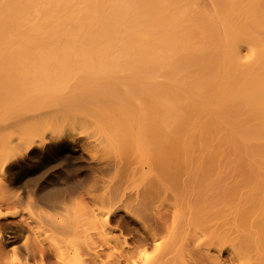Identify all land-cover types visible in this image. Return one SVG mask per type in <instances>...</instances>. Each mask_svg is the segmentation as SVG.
I'll use <instances>...</instances> for the list:
<instances>
[{
  "label": "bare ground",
  "instance_id": "1",
  "mask_svg": "<svg viewBox=\"0 0 264 264\" xmlns=\"http://www.w3.org/2000/svg\"><path fill=\"white\" fill-rule=\"evenodd\" d=\"M244 1L0 0V139L10 135L4 131L31 126L16 137V146H10L15 136L8 146L0 145V151L6 150L0 159V264L61 258L36 240L45 230L42 225L57 226L59 219L31 226L2 214L40 203L65 210L57 211L59 217H73L68 230L54 228L77 238L67 246L97 238L88 248L90 259L114 252L117 264H136L151 245L160 247L156 235L167 232V214L174 213L167 208L134 218L139 226L131 237L110 231L113 217L130 199L120 183L134 155L129 141L148 154L142 162L156 176L144 187L143 206L175 194L187 206L175 207L180 214L174 216L205 225L240 191L249 209L241 204L230 219L232 234H238L231 238L228 255L232 260L239 250L250 254L256 249L264 264V69L259 62L254 68L243 62L236 51L238 37L248 33ZM159 77L168 81L158 83ZM70 107L93 118L84 117L86 123L92 119L106 129L111 144L120 148L114 146V157L104 153L108 141L90 145L78 138L81 132L55 130L54 119L60 113L62 119ZM170 127L172 132L166 130ZM72 165L79 169V180L57 185ZM242 189L248 192L241 194ZM74 200L77 210L71 214L67 209ZM217 226L181 263L232 264L221 250L212 254L209 248L227 240L222 224ZM108 230L112 235H106Z\"/></svg>",
  "mask_w": 264,
  "mask_h": 264
},
{
  "label": "rangeland",
  "instance_id": "2",
  "mask_svg": "<svg viewBox=\"0 0 264 264\" xmlns=\"http://www.w3.org/2000/svg\"><path fill=\"white\" fill-rule=\"evenodd\" d=\"M243 5L246 6L244 8L246 9V12H248V19L246 21L248 33H247V35H242V36L238 37L236 51L238 53V56L241 58V60L243 62H245V61L250 62L251 66L253 68L256 67L257 63L259 62L264 69V0H249V1L245 0ZM161 78L163 80H165L166 82L168 81L166 78L159 77V78H157L158 83L159 82L162 83L161 81H163V80ZM70 110H72L73 112L77 111L78 113H76V112L71 113ZM79 111L80 110H77L74 107H70L66 111L63 110L64 114L67 112L65 114L66 116L69 114L68 115L69 120H67V117L64 114H62L64 116H62L63 118L61 119V113H60L59 119L58 120L54 119V122L56 121L55 130L57 129V131H59V130H62L64 127V131H68V132L70 131L71 132L70 134L74 133L73 135H75V136H78L77 134H79L81 132L79 134L78 138L82 139V141H84V142L85 141H88V142L91 141L92 144L89 142L90 145H94V141H96V140H104L106 142L108 141L110 144L109 148H112L113 150L110 149V151H109V148H108L107 154H109V155L106 154V151L104 153L107 157H111V155L114 157V154L116 155V152L119 151V150H117L119 148L118 147L119 145L116 144L115 141H114V143L116 146L112 145L111 143L113 141L112 140L109 141V137L107 136V133L104 132V131H106V129H103L104 127L101 124L96 123V126H94L95 121L93 120V122H91L93 118L90 116H83L84 113L82 114L81 111H80L81 113H79ZM70 114H72L73 117H71ZM80 115H81V119L78 118ZM69 116H70V118H69ZM64 117H66L67 121H65ZM74 117H76V119H75L76 121L74 120ZM84 117L92 118L90 123H88V122L86 123V120H85L86 118H84ZM61 120L62 121L64 120V123L59 122ZM84 120H85V122H84ZM54 122L52 121V124ZM58 122H59V124H58ZM83 122H84V124H83ZM60 123L63 124V126ZM29 124L31 125V123H29ZM68 124H70V125H68ZM25 125H28V124H25ZM92 125H93V128H92ZM65 126H67V127L65 128ZM98 126H100V127H98ZM28 127L29 126H26V128L21 127V128H23L22 130H20L21 129L20 128L18 130L12 129V131L11 130L4 131L2 133V135H4V134H5V136L9 135V134L10 135L8 136L9 138L6 136L7 138L4 137V138H2L3 140L0 139V145H4L7 143L6 146H8V144H9L8 141H10L11 138L13 139V136H15L13 139L14 141L11 139L13 142L11 141L10 144H13V145H10V146L13 147L14 144L16 146V144H17L16 137L19 140V138H21V135H23L22 134L23 130H26ZM53 127H54V125H53ZM59 127H60V129L58 130ZM168 129H170V130H168ZM168 129H166V130L170 131V132H172L171 130H174L173 127H170ZM85 131H86V133H85ZM91 132L92 133L95 132V134H97V136L96 135L94 136V134H91ZM98 132H100V133H98ZM100 134H102V136ZM179 134L180 133H178L177 135H179ZM165 135L168 137L170 136L168 132ZM85 136H87V137L85 138ZM90 136L95 137V139L91 138ZM98 136H99V138H98ZM106 136H107V138H106ZM179 136L181 137V136H183V134L181 133V135H179ZM101 137H103L104 139H102ZM129 142H130L129 145L133 149V150H131V152L134 151V155L133 156L131 155L133 152L130 153V155L132 156L131 157L132 161H131V164L128 165V168L124 169L123 174L124 173L125 174L123 175L124 177H122V179H121L122 181H120V183H122L121 185L123 187L127 188L126 194H128L130 196V199H127V201L123 204V206L119 208V210H118L119 215L113 217L112 224H111V225H113V226H111V228H113V230H110L112 232L113 236L121 235V238L122 237L125 238V236L131 237V235H133L135 233L134 226H139L136 223V220H135L136 217L137 218L147 217L145 215H148L146 213L148 210L151 212V214L149 212V215H148L149 217L158 208H167L168 210H171L172 212H174V213L169 212L167 214V215H169L168 221H167L169 224V229H166L167 232L161 231V232H158L156 235L157 243L160 245V247L159 246L157 247L155 245L154 246L151 245L150 248H148V250L144 253V256L143 257L140 256L141 259L137 260L136 264H184V263H181V261H182L181 258H183V257L189 258V257L193 256V251L195 250V244H200V242L204 241L205 234L207 235V233L210 229L211 230L216 229L218 227L217 226L218 223L222 224V228H220V231H221L222 236H226L227 240L223 241V242L219 241V243L217 244V247L214 245H211L209 248H210L212 254H215L217 252V249H219V250H221L222 258L228 259L229 260L228 262H231L232 264H248L250 262V260H252L254 262V264H260L259 262L260 261L262 262V260L260 259L261 256L256 249H254V250L251 249L252 251L250 250V254L247 253L246 251L239 250L237 255L234 254L232 260L229 258V255H228L229 247H231L230 246L231 238L238 234V233L232 234V232H233L232 228L234 227V225L231 224L230 219L233 217L234 212L236 210H239V206L241 204L242 205L245 204V208L249 209L248 201L246 202L245 200L240 198V196H239L240 191H239L238 197L235 198L236 201H234V200L225 201L224 204L220 206V208L223 209L222 212L217 215L216 219H212L211 222H209L207 220L208 221L206 223L207 225L206 224L204 225V223H202V225H201L200 223H191V222H187V221L185 222L183 214L181 215L180 218L179 217L177 218L176 216H174V215L180 214V212L178 213L175 211V210H178L175 207L187 206V204L183 205L182 203H180L179 197L175 194L173 195L171 193H168L166 195H163V197L160 199L158 197H155L156 198L155 200H153L151 203L149 202L150 204H152V206H150V204H149L150 207L148 206L149 208L143 206L142 205L143 202L140 203L139 201L140 200L142 201V199L144 198V197H142V196H145L144 191H147V189H148L147 187H149L148 185L150 184V180L154 178L155 173L154 172H152V174L149 173V170H150L149 164L146 162L145 163L142 162V161H144V160H142L144 157L145 158L149 157V156H147L148 154L146 152H142L141 151L142 149L139 150V148L137 147V144L135 142H134L135 145L133 143H131L132 141H129ZM114 146L116 147V150H117L116 152H114L115 151ZM6 148H8V147H6ZM5 151L4 150L0 151V153H1L0 159L3 156ZM140 151L142 153H144L146 156L144 154L141 155L139 153ZM89 152H87V150H86L87 155L88 156L90 155L93 157L92 154H94V153L91 152L90 150H89ZM150 155H153V154L151 153ZM27 159H28V162L31 163V164L28 163L29 168H32L31 166L34 163L32 162V160L29 157H27L25 160H27ZM146 159H148V158H146ZM67 169L62 174V176H61L62 179H59V181L57 180V185L59 184V186H63L68 181L79 180V177H80L79 169L76 166L72 165L70 168H67ZM4 174H5V176H7L6 172H4ZM153 174H154V176H153ZM14 176H17V175L15 174ZM113 182H115V180ZM146 185H147V187L144 189V187ZM113 186L115 187L114 184H113ZM247 192L248 191L246 189L241 190V194H243V193L246 194ZM97 193L101 194V192H97ZM251 193L252 192H250L248 195H250ZM256 193L262 194L259 191H257ZM88 199L89 198L86 197L85 201L90 203V199L89 200ZM77 201L78 200L73 201L74 203L72 205H74V206L69 207L68 206L69 203L66 205V207L70 208V209H67L68 212H69V210H72V211H70L71 214H73L72 213L73 210L74 211L77 210V205L75 204ZM232 201H234V202H232ZM70 202L72 203V201H70ZM71 203L69 205H71ZM41 204L42 203H40L39 206L32 208V209L25 208L28 210L29 215L27 214V210L26 211H25V209L21 210V208L3 209L2 214H7V215L9 214V216L6 218L8 221L17 222L19 220H27V222H29V224L31 226L32 225H34V226L40 225L41 226L42 225L41 223L45 224L44 219L45 220L46 219H49V220L53 219L54 220V217H55L56 221L59 219L58 220L59 223L57 226L51 227L48 225L46 226V224H45V226L42 225L43 228L45 227V230H43L41 233H39V235L37 237L38 239H36L37 241H39V243L42 247H45L44 249H46V250L47 249L57 250L59 253H61V258L56 257L57 258L56 259L53 257L51 259V261H46V264H117L116 263L117 257H118L117 254L114 252H109V253L106 252L108 250H105L106 253L105 254L103 253L104 255H102V254L100 255L99 260H97L95 258L93 259L92 257L90 259L88 248H89V246L91 248H93L95 246L96 243L93 242V240L96 241L95 239H97L95 236L93 238L87 236L83 239H80L81 243H79L78 245L76 243H73L72 245L67 246V244H69V240L74 239V242H75L77 238L70 233H67V235L59 234L56 232L55 229H59L61 227H66L65 229L68 230L70 228V226L72 224H74L71 222V221H74L73 217L70 214H68V216L70 215L72 218L70 217L71 219H69V217H67V218L65 217L66 218L65 222H67V221L70 222V223H65V222H63L64 217H59L60 216L59 214L56 215L57 211H58V213H59V211L61 213L63 211L62 209L61 210L58 209V210L54 211L53 209H50V208L46 209L47 207L44 206V204H42V205ZM161 204H163V205L161 206ZM237 204H239V205H237ZM100 207H101V205H100ZM103 208L105 210H109L111 207L110 206H103ZM142 208H144V210ZM137 210L140 212H138ZM42 211L44 214L42 213ZM131 211H133L132 213L134 215H132ZM175 212H176V214H175ZM238 214H239V211H238ZM29 216H31V217H29ZM61 216H62V214H61ZM121 216H124L125 218L122 219V218H120ZM47 217H49V218H47ZM60 218H61V220H63L62 222H60L61 221ZM40 219H41V221H40ZM179 220L182 221L183 223L179 222ZM238 220H239V217H238ZM176 221L182 224L179 226L180 228L177 226V225H179V223H177ZM239 222L237 221V224L239 225V227H242ZM60 223H62L63 226L59 225ZM69 224H70V226H68ZM212 225H216V226H212ZM175 226L178 227V229ZM193 227L195 229H192ZM183 229H185V230H183ZM189 229L191 232L193 231L194 233H191L189 231ZM107 232H109V230ZM109 233H107L106 235H112L111 233L110 234ZM87 260H88V262H86ZM39 261H40V258H39ZM187 264H203V263H195V262L187 261Z\"/></svg>",
  "mask_w": 264,
  "mask_h": 264
}]
</instances>
